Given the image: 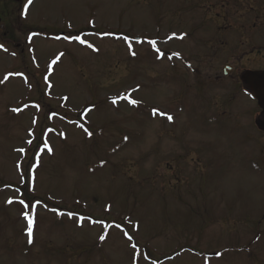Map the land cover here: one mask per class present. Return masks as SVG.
<instances>
[{
	"label": "rangeland",
	"instance_id": "374dc122",
	"mask_svg": "<svg viewBox=\"0 0 264 264\" xmlns=\"http://www.w3.org/2000/svg\"><path fill=\"white\" fill-rule=\"evenodd\" d=\"M235 1L187 0L191 35L183 0H67L42 13L37 2L33 30L50 39L31 38L26 60L0 51V264H264V137L244 106L254 101L238 94L226 118L217 107L231 84L210 90L183 62L264 68V13L233 30ZM134 36L149 41L125 42ZM157 37L175 56L158 62Z\"/></svg>",
	"mask_w": 264,
	"mask_h": 264
},
{
	"label": "flooded vegetation",
	"instance_id": "af4514ba",
	"mask_svg": "<svg viewBox=\"0 0 264 264\" xmlns=\"http://www.w3.org/2000/svg\"><path fill=\"white\" fill-rule=\"evenodd\" d=\"M54 3L50 2V0H32L31 4H28V0H0V51L5 55L7 60L9 59H22L26 60L30 54H31V37H32V30H33V24L31 19V10L33 7V4H37V2H40L42 6V10H40V13H42L44 10H56L60 8L58 5H65L67 0H52ZM70 3H74L77 0H69ZM80 1V0H79ZM139 1V0H138ZM145 1H153V0H145ZM182 1V0H179ZM184 2V14H185V21L182 22L184 27H186L184 30L185 32L189 33L191 35V30L195 27L192 26V17L190 13V5L187 2V0H183ZM218 1V0H217ZM240 0L235 1L234 4H231L230 9H228L225 18L226 19H234L236 21H240L239 19V13L240 9L238 6H240L239 3ZM87 2L84 4L86 7ZM27 6V11L25 12V7ZM56 6V8H54ZM84 10V9H83ZM176 10L180 12L179 4L176 5ZM243 10V9H241ZM85 16V14L81 15ZM254 26L250 27V29H254ZM157 32H161V29L156 27ZM243 30H248L247 26H243ZM175 30L166 31L168 34V37H172V33ZM222 33V32H221ZM234 33V32H231ZM249 33V31H248ZM251 34V33H250ZM137 38H134L136 40ZM159 41V37H157V42ZM234 43V40H222L223 43L227 42ZM200 45L203 47L205 45V41L202 40L199 42ZM212 44V42H210ZM218 44V43H216ZM20 49V52L19 50ZM12 59V60H13ZM21 61V60H20ZM24 63V62H23ZM199 66L202 68L204 65L203 61H200ZM243 64L238 62L234 65V71L238 77H240L241 72L243 71ZM232 76V75H230ZM214 81L218 82L221 80V76L218 73L214 77ZM261 114V112H260ZM258 114L259 120L261 123H264V115Z\"/></svg>",
	"mask_w": 264,
	"mask_h": 264
},
{
	"label": "water",
	"instance_id": "95a60500",
	"mask_svg": "<svg viewBox=\"0 0 264 264\" xmlns=\"http://www.w3.org/2000/svg\"><path fill=\"white\" fill-rule=\"evenodd\" d=\"M251 77L254 80H256V81H257V79L262 80V82H258L257 81L258 84H259L257 87H253V89H254L253 90L254 91L253 96L256 97V98H258L260 100L261 98H264V75L262 77H260L258 74H253Z\"/></svg>",
	"mask_w": 264,
	"mask_h": 264
},
{
	"label": "snow or ice",
	"instance_id": "6c2138e0",
	"mask_svg": "<svg viewBox=\"0 0 264 264\" xmlns=\"http://www.w3.org/2000/svg\"><path fill=\"white\" fill-rule=\"evenodd\" d=\"M32 3V0H28V4H31ZM27 11V6L25 7V12ZM76 39H78V40H80V42L81 43H85V41L84 40H82V39H80L79 37H76ZM152 43H155V41H153ZM90 47H91V45H89ZM0 47H2V46H0ZM157 51H159V49H157ZM163 54L161 53V56H162ZM113 103H115V100L113 101ZM132 103L133 104H135L136 103V101H132ZM168 119L169 120H171L172 119V117L171 116H169L168 117ZM89 135H91V133H89ZM50 150V149H49ZM10 203H11V201H9ZM20 203H24V201H20ZM25 206H27V205H25ZM69 215H71V214H69ZM29 219V224L31 225L34 221H33V218H31V217H29L28 218ZM29 236H31V232H32V230H31V227L29 228ZM102 239L104 238V237H101ZM129 239H131V237H129ZM29 242H31V240L29 241Z\"/></svg>",
	"mask_w": 264,
	"mask_h": 264
}]
</instances>
